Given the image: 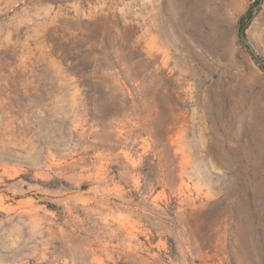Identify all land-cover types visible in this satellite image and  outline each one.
Returning <instances> with one entry per match:
<instances>
[{
  "label": "rangeland",
  "instance_id": "obj_1",
  "mask_svg": "<svg viewBox=\"0 0 264 264\" xmlns=\"http://www.w3.org/2000/svg\"><path fill=\"white\" fill-rule=\"evenodd\" d=\"M262 65L264 0H0V264H264Z\"/></svg>",
  "mask_w": 264,
  "mask_h": 264
},
{
  "label": "trees",
  "instance_id": "obj_2",
  "mask_svg": "<svg viewBox=\"0 0 264 264\" xmlns=\"http://www.w3.org/2000/svg\"><path fill=\"white\" fill-rule=\"evenodd\" d=\"M251 12L248 11L247 14L245 15L244 18H242V20H240L239 22V26H238V38L242 41L245 40V37H244V33H245V30H246V27H247V23L248 21L251 19ZM244 20L246 21L244 23ZM256 59V58H255ZM259 60V59H258ZM260 62V61H259ZM261 63V62H260ZM262 67L264 68V65H262Z\"/></svg>",
  "mask_w": 264,
  "mask_h": 264
}]
</instances>
